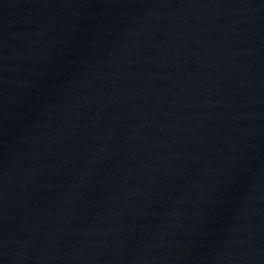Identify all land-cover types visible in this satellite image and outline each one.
Wrapping results in <instances>:
<instances>
[{"label": "water", "instance_id": "obj_1", "mask_svg": "<svg viewBox=\"0 0 264 264\" xmlns=\"http://www.w3.org/2000/svg\"><path fill=\"white\" fill-rule=\"evenodd\" d=\"M0 264H264V0H0Z\"/></svg>", "mask_w": 264, "mask_h": 264}]
</instances>
